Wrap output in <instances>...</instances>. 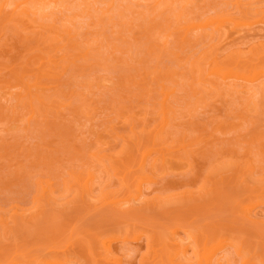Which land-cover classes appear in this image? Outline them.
<instances>
[{
  "label": "rangeland",
  "instance_id": "obj_1",
  "mask_svg": "<svg viewBox=\"0 0 264 264\" xmlns=\"http://www.w3.org/2000/svg\"><path fill=\"white\" fill-rule=\"evenodd\" d=\"M3 1L0 264H181L184 243L264 264L263 75L226 94L208 75L261 72L264 0H43L26 22Z\"/></svg>",
  "mask_w": 264,
  "mask_h": 264
},
{
  "label": "bare ground",
  "instance_id": "obj_2",
  "mask_svg": "<svg viewBox=\"0 0 264 264\" xmlns=\"http://www.w3.org/2000/svg\"><path fill=\"white\" fill-rule=\"evenodd\" d=\"M3 1V0H2ZM13 1H15V0H13ZM19 1V0H18ZM22 1V0H21ZM25 1V3L27 4H31V6H25V8H23V9H19L18 10V8L16 9V10H18L15 14H17V17L20 15V16H22V17H24V20L23 19H21V20H23L24 22H26L25 21V18H29V15H30V13H36V11H39V12H43L44 11V8L43 7H41V6H44V5H46L45 4V2H43V0H24ZM168 1H175V0H168ZM177 1H179V0H177ZM181 1V0H180ZM188 2H189V0H187ZM4 3V6H5V9H6V6L7 5H5L6 4V2H7V0H4L3 1ZM15 2H17V1H15ZM49 2H50V0H49ZM54 2V1H53ZM85 4H87V2L85 1L84 2ZM11 4V3H10ZM12 4H13V2H12ZM20 4V3H19ZM19 4H16V5H18L19 6ZM41 4V5H40ZM48 4V3H47ZM56 4V3H55ZM171 4V3H170ZM15 5V6H16ZM49 5V4H48ZM39 6V7H38ZM55 6V5H54ZM56 6H57V4H56ZM67 6V5H66ZM85 6H87V5H85ZM45 7V6H44ZM68 7V6H67ZM66 7V8H67ZM89 7V9L87 10V8ZM87 8L85 7L84 9H86L87 10V12L90 10V6H87ZM2 9V8H1ZM1 9H0V14H1ZM5 9L3 10V11H5ZM86 10H83V11H86ZM3 11H2V13H3ZM14 11H15V9H14ZM52 13V12H51ZM15 14L13 15V16H15ZM19 14V15H18ZM3 15V14H2ZM40 16H43V15H40ZM121 16V15H120ZM16 17V16H15ZM44 17V16H43ZM42 17V18H43ZM20 18V17H19ZM45 18V17H44ZM220 19V18H219ZM98 20H100V23H102V21L104 20V18H99ZM212 21H214V20H212ZM234 21V20H233ZM27 22H28V20H27ZM29 22H31V21H29ZM32 23V26H35L36 24H35V22L33 23V22H31ZM118 23V22H117ZM208 23V22H207ZM206 23V24H207ZM211 23V22H210ZM210 23H208V24H210ZM41 24V23H40ZM213 26H215L216 27V31H219L220 30V32H222L221 30H224L226 27L228 28V26L229 25H227L228 23L226 22V20H225V18L223 19V18H221L220 20H216V21H214V22H212L211 23ZM215 24H217V25H215ZM51 25V24H50ZM236 25V24H235ZM39 26V25H38ZM37 26V27H38ZM54 26V25H53ZM65 26V25H64ZM203 26V25H202ZM205 26V25H204ZM195 27V26H194ZM230 27H232L231 26V24H230V26H229V28ZM236 27V26H235ZM35 28H36V26H35ZM39 28H40V26H39ZM39 28H37V29H39ZM43 30H45L46 28L48 29H46L47 31H48V33L50 32V31H52V32H50V34L49 35H51V36H54V37H56L55 36V34H57L58 36H59V33H61V32H64V33H62L63 34V36L66 34V36H64V37H67L66 38V44H67V46L72 50L71 52H76V59L78 60V58H86V60L89 58V56H90V54H88V52H86V53H84L82 50H81V46H80V44L79 43H77L76 41H75V39H74V36L72 35V33L70 32V31H68V30H63V29H61V30H63V31H60L59 29H57V28H54V27H50V30H49V28L48 27H46L45 28V26L43 27H41ZM58 32V33H54V32ZM190 31V29H188L187 30V33ZM224 32H226V31H224ZM51 33H54V34H51ZM99 34V33H98ZM224 34V33H223ZM226 34V33H225ZM61 35V34H60ZM137 35V34H136ZM187 35V34H186ZM59 37H62V36H59ZM144 37V36H143ZM185 37V36H184ZM63 38V37H62ZM55 39V38H54ZM91 39V38H90ZM192 41V40H191ZM216 47V46H215ZM164 49V48H163ZM162 50V49H161ZM233 53H236V52H233ZM232 53V54H233ZM239 54V53H238ZM214 55V54H213ZM78 56V57H77ZM216 56V55H215ZM237 57V56H236ZM238 57H239V55H238ZM215 58V57H214ZM79 59V60H80ZM217 59H219V58H216V60ZM230 59V58H229ZM215 59L213 60V61H216ZM220 60V59H219ZM219 60H217V61H219ZM40 61V60H39ZM222 61H224V60H222ZM227 61V60H226ZM235 61V60H234ZM196 62V61H195ZM220 62V61H219ZM212 63V62H211ZM215 63V62H214ZM229 63V62H228ZM227 63V64H228ZM216 64V66L215 65H213L212 67L213 68H211L212 70L209 72V76H213L214 78H215V84H211V86L214 88V89H217L218 90V93H223V94H226V93H228L229 92V90L231 89V87H232V85H234V84H232V82H236V80H240V79H249V81H251L252 79H250V76H251V78H252V76H253V78L255 77V76H257L258 75V77H259V75H263L262 76V78L264 77V74H262L263 72H264V67L261 69V72L260 71H257V72H253V73H251V75H250V73H246V72H243L242 71V69L241 70H235V69H224L225 67H223L222 65H220V66H218V63H215ZM201 65V64H200ZM215 66V67H214ZM200 66H198L197 67V70H200V69H198ZM230 68V67H229ZM248 71V70H247ZM139 72V71H138ZM199 72V71H198ZM201 72V71H200ZM200 72H199V76H200V78H201V76L203 75V74H201L200 75ZM209 76H207V79L208 80H211V79H209L208 77ZM257 77V78H258ZM203 78V77H202ZM261 77H259L258 79H257V82H258V80L260 81L259 82V84L257 85V86H261V89L263 88L262 86H264V78L262 79ZM138 79V78H137ZM142 79V78H141ZM168 79V78H167ZM254 79H256V78H254ZM19 80V79H18ZM21 80V79H20ZM201 80V79H200ZM205 80V79H204ZM22 81V80H21ZM213 81V80H212ZM211 81V82H212ZM261 81H263L262 82V84L263 85H261ZM136 82V81H135ZM200 82H203V80H201ZM206 82H207V80H206ZM205 82V83H206ZM210 82V81H209ZM210 82V83H211ZM252 82H253V80H252ZM254 82H255V80H254ZM209 83V84H210ZM25 84V83H24ZM229 84H231V85H229ZM26 86L25 87H27L28 89L26 90V94H27V96L30 98V102H29V107L31 108V111L33 112V113H35V109L37 108L36 106V108L32 105V99H34L35 97H36V99H38L39 100V104L42 106V107H44V108H46V106L48 105L47 103H46V101H45V99H43V96H38L37 94V96H35V94H33L32 92L33 91H31L32 89H31V86L32 85H30V84H25ZM35 86V85H34ZM33 86V87H34ZM210 86V87H211ZM235 86V85H234ZM24 87V86H23ZM24 89V88H23ZM249 89V88H248ZM247 89V90H248ZM251 89V88H250ZM246 90V89H245ZM251 90H253V88L251 89ZM221 91V92H220ZM231 91V90H230ZM248 92H250L249 90H248ZM26 94H24V95H26ZM168 96L171 94L170 92L169 93H166ZM19 96V95H18ZM21 97H22V95H21ZM33 97V98H32ZM38 97V98H37ZM15 98V97H14ZM45 98V97H44ZM250 98V97H249ZM248 100H250V99H248ZM261 100V99H260ZM165 101H166V99H165ZM164 101V112H165V114H166V112H168V110H169V108H168V106H166V102ZM34 103V102H33ZM54 103V102H53ZM28 104V103H27ZM39 105V106H40ZM46 105V106H45ZM52 106V105H51ZM54 107H56V106H54ZM48 108V107H47ZM92 108V107H91ZM247 108V107H246ZM87 109V108H86ZM85 109V110H86ZM89 109V108H88ZM70 111V110H69ZM75 113V112H74ZM87 116H89V115H87ZM166 120V119H165ZM167 121V120H166ZM159 142H160V140H159ZM161 143L162 144H164V142H163V140L161 141ZM138 144V143H137ZM155 144H157V141L155 142ZM155 144H153V145H155ZM157 146H160V143H158V145ZM139 147V146H138ZM164 148V149H163ZM161 147L160 146V150L161 149H163V152H164V154H165V152H168V151H170L169 149H168V151L166 150V148L165 147ZM153 149H155V148H153ZM156 150V149H155ZM166 150V151H165ZM157 151V150H156ZM162 151V150H161ZM160 151V152H161ZM148 152V151H147ZM145 153V155H144V159L142 160V163H140L141 164V167L142 166H144V164H145V161H146V158L147 157H149V155H151V153H152V150L151 151H149L148 153ZM163 152H162V154H163ZM143 154V153H142ZM170 157V156H169ZM165 158H164V156H162V160H164ZM264 162V161H263ZM117 170V169H116ZM80 176V175H79ZM81 177V176H80ZM80 177H79V179H80ZM91 178V177H90ZM125 178V177H124ZM77 179V178H76ZM87 182H89L88 180H87ZM87 182H85V184H83V188H81L83 191L82 192H84L85 193V195H89V192H90V187H89V185H88V183ZM87 185H88V187H87ZM82 187V186H81ZM141 189V188H140ZM88 191V192H87ZM139 191V190H138ZM47 192V191H46ZM139 193H140V191H139ZM49 195V194H48ZM49 198H50V195L48 196ZM86 197H88V196H86ZM85 197V198H86ZM139 197H140V195H139ZM142 197V196H141ZM89 198V197H88ZM51 199V198H50ZM145 201V200H144ZM103 247L100 249V250H102V252L106 255V259H108V260H112V261H114V262H118L119 261V259L117 258V256H115V255H113L112 253H111V250H110V248H109V240H105V241H103ZM222 246V245H221ZM220 245H219V247H221ZM213 247V246H212ZM223 247V246H222ZM194 249V253L195 254H193L195 257H196V261H194L192 258V256H189L190 254H188V250L189 249ZM200 248V249H199ZM215 247H213V248H209L208 247V245H207V243H205V244H203L202 245V247H198V246H193L192 247V245H191V243H184L183 245H182V248H176L175 250H174V253H175V255H178V258H180L181 260H182V262H181V264H218V263H216V261H217V259H218V261H219V264L221 263L220 261V257H218V253L217 252H219V251H217V249L215 250L214 249ZM238 250V249H237ZM240 250H238V254L240 253L239 252ZM101 252V253H102ZM93 253H95V252H93ZM189 256V257H188ZM227 260H229V259H227ZM175 260H171V264H175V262H174ZM226 262H228V261H226ZM222 264V263H221Z\"/></svg>",
  "mask_w": 264,
  "mask_h": 264
}]
</instances>
